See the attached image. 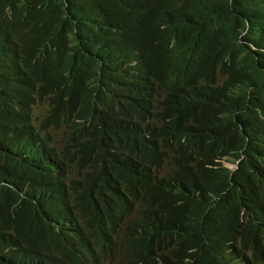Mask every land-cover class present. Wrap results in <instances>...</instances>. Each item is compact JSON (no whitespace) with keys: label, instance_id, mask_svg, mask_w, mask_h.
I'll use <instances>...</instances> for the list:
<instances>
[{"label":"trees","instance_id":"obj_1","mask_svg":"<svg viewBox=\"0 0 264 264\" xmlns=\"http://www.w3.org/2000/svg\"><path fill=\"white\" fill-rule=\"evenodd\" d=\"M0 264H264V0H0Z\"/></svg>","mask_w":264,"mask_h":264},{"label":"rangeland","instance_id":"obj_2","mask_svg":"<svg viewBox=\"0 0 264 264\" xmlns=\"http://www.w3.org/2000/svg\"><path fill=\"white\" fill-rule=\"evenodd\" d=\"M231 167H233L232 165H230Z\"/></svg>","mask_w":264,"mask_h":264}]
</instances>
